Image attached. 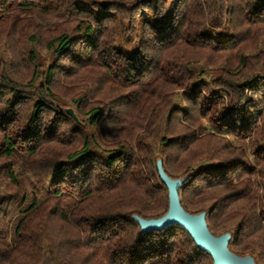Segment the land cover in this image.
I'll return each mask as SVG.
<instances>
[{"label": "trees", "instance_id": "16d2710c", "mask_svg": "<svg viewBox=\"0 0 264 264\" xmlns=\"http://www.w3.org/2000/svg\"><path fill=\"white\" fill-rule=\"evenodd\" d=\"M77 3L0 0V264H212L180 226L132 219L167 210L157 159L264 264L254 142L229 118L264 74V0Z\"/></svg>", "mask_w": 264, "mask_h": 264}, {"label": "water", "instance_id": "95a60500", "mask_svg": "<svg viewBox=\"0 0 264 264\" xmlns=\"http://www.w3.org/2000/svg\"><path fill=\"white\" fill-rule=\"evenodd\" d=\"M66 113L76 119L70 108L66 109ZM155 167L161 183L167 190V210L163 215L152 218H142L133 214L132 219L138 225L140 233L160 231L170 225H177L187 232L199 250L211 257L212 264H257L251 254L239 255L229 248L231 235L228 231L220 234L211 232L206 222L205 211L190 213L182 207L178 190L189 175L169 177L160 159L156 160Z\"/></svg>", "mask_w": 264, "mask_h": 264}, {"label": "rangeland", "instance_id": "374dc122", "mask_svg": "<svg viewBox=\"0 0 264 264\" xmlns=\"http://www.w3.org/2000/svg\"><path fill=\"white\" fill-rule=\"evenodd\" d=\"M89 1L78 0L77 4L87 6ZM99 1L101 2V0ZM120 47L123 51H131L134 45L122 43ZM227 52L229 53V50ZM225 56L227 54H223L224 58ZM244 93L245 99L241 102V106L237 108L234 114H230L229 118L238 121L235 124L237 129H247V127H250V130L245 132L247 134L246 141L248 144L250 145L254 142V146L252 147L254 148L252 149L253 154L248 155V160L252 165V170L249 175L251 178L250 197L256 203L257 212L263 218L262 220L264 222V74H257L253 77L251 83L244 89ZM255 150H263L261 158L259 155L258 157H254ZM255 158H258V160ZM262 259L264 260V254ZM45 264L48 263L45 261ZM258 264L261 263L258 262Z\"/></svg>", "mask_w": 264, "mask_h": 264}]
</instances>
